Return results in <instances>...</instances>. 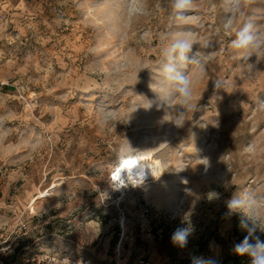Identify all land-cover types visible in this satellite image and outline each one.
I'll return each mask as SVG.
<instances>
[{"label":"rangeland","instance_id":"1","mask_svg":"<svg viewBox=\"0 0 264 264\" xmlns=\"http://www.w3.org/2000/svg\"><path fill=\"white\" fill-rule=\"evenodd\" d=\"M25 1L0 47V240L27 256L251 264L232 251L247 233L226 201L251 194L244 213L264 230V51L245 61L232 41L249 20L264 32V0L243 16L192 0L182 19L171 0ZM181 36L188 60L165 57ZM168 63L189 77L185 104ZM149 152L155 178L116 177Z\"/></svg>","mask_w":264,"mask_h":264},{"label":"clouds","instance_id":"2","mask_svg":"<svg viewBox=\"0 0 264 264\" xmlns=\"http://www.w3.org/2000/svg\"><path fill=\"white\" fill-rule=\"evenodd\" d=\"M251 2L252 0H229L232 6L231 11L241 16L244 14L243 8ZM171 3L174 12L177 14V18L182 19L183 10L191 7L192 0H171ZM193 44L194 42L188 36H181L166 43L161 52L169 59L178 57L179 60L186 61ZM232 47L241 54L243 60L247 61L249 57L255 55L257 52L264 51V32L259 31L257 26L249 20L243 23L237 30L235 39L232 41ZM199 55L198 52L194 54L195 57H199ZM164 72L167 74V79L176 84L180 103H187L191 96L189 77L183 72L178 71L173 63H168L164 68ZM126 167L132 168L133 161L129 160ZM250 196L251 194L248 193L241 196L233 195L226 201L228 209L226 215L239 213L241 215L240 228L247 233L241 242L233 246L232 251L238 256L248 257L251 264H264V240H261L260 236L256 235L258 230L261 233H264V230H261L258 222L252 220L244 213V209L252 202ZM190 231L187 227L177 229L172 236L173 243L180 247L186 246ZM193 264H215V262L210 259L197 257L193 260Z\"/></svg>","mask_w":264,"mask_h":264},{"label":"built area","instance_id":"3","mask_svg":"<svg viewBox=\"0 0 264 264\" xmlns=\"http://www.w3.org/2000/svg\"><path fill=\"white\" fill-rule=\"evenodd\" d=\"M24 225V223H23ZM13 242L8 239L0 241V264H120L118 260L107 262L81 252H70L63 255L33 252L23 260H12ZM135 264H153L150 259L141 258Z\"/></svg>","mask_w":264,"mask_h":264},{"label":"bare ground","instance_id":"4","mask_svg":"<svg viewBox=\"0 0 264 264\" xmlns=\"http://www.w3.org/2000/svg\"><path fill=\"white\" fill-rule=\"evenodd\" d=\"M129 160L133 161L132 168L126 167V164ZM158 171L159 169L157 168L156 160L149 152L139 156H130L124 158L122 163L117 167L116 177L119 179L130 178L138 186L147 179L155 178ZM49 195H51L50 190L42 192V196Z\"/></svg>","mask_w":264,"mask_h":264},{"label":"crops","instance_id":"5","mask_svg":"<svg viewBox=\"0 0 264 264\" xmlns=\"http://www.w3.org/2000/svg\"><path fill=\"white\" fill-rule=\"evenodd\" d=\"M26 10L27 3L25 0H0V47L5 36H7V28L14 23H20L26 17ZM25 257H27V246L19 250L13 248L10 255V259L18 261L23 260Z\"/></svg>","mask_w":264,"mask_h":264},{"label":"trees","instance_id":"6","mask_svg":"<svg viewBox=\"0 0 264 264\" xmlns=\"http://www.w3.org/2000/svg\"><path fill=\"white\" fill-rule=\"evenodd\" d=\"M237 262V263H242V258L241 257H233L232 262Z\"/></svg>","mask_w":264,"mask_h":264}]
</instances>
